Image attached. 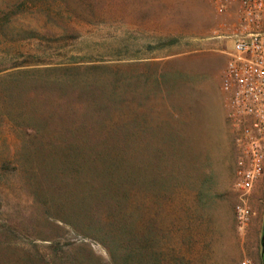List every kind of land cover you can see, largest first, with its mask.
Returning a JSON list of instances; mask_svg holds the SVG:
<instances>
[{
  "label": "rangeland",
  "instance_id": "obj_1",
  "mask_svg": "<svg viewBox=\"0 0 264 264\" xmlns=\"http://www.w3.org/2000/svg\"><path fill=\"white\" fill-rule=\"evenodd\" d=\"M232 23L209 0H0V264H259L264 173L242 222L220 89ZM111 92L116 115L77 105ZM93 154L135 172L95 213L106 246L60 219L80 202L61 172Z\"/></svg>",
  "mask_w": 264,
  "mask_h": 264
},
{
  "label": "built area",
  "instance_id": "obj_2",
  "mask_svg": "<svg viewBox=\"0 0 264 264\" xmlns=\"http://www.w3.org/2000/svg\"><path fill=\"white\" fill-rule=\"evenodd\" d=\"M209 1L217 11L233 16L220 89L237 152V215L246 222L252 215L246 201L264 173V0ZM240 264L252 262L245 259Z\"/></svg>",
  "mask_w": 264,
  "mask_h": 264
},
{
  "label": "trees",
  "instance_id": "obj_3",
  "mask_svg": "<svg viewBox=\"0 0 264 264\" xmlns=\"http://www.w3.org/2000/svg\"><path fill=\"white\" fill-rule=\"evenodd\" d=\"M113 93L104 94L100 99L92 97L90 102H77V105L81 109L84 108L96 114L105 112L108 116L116 115L120 111V106ZM97 107L102 109L101 112H98ZM98 157L97 154H93L91 162L88 161L89 163L86 166L74 161L71 172L70 170L61 172L64 183L73 187L72 193L80 194L77 196L80 198V202L76 209L72 208L70 216L60 219L79 235L92 238L106 246L109 240L105 236L104 227L107 226L106 223L110 225L111 222H106L100 216H95V213L109 199H114L117 195L133 193L136 180L133 168L104 164V162L99 164ZM83 215L87 216L85 231L80 230L74 224V219L82 221L81 217Z\"/></svg>",
  "mask_w": 264,
  "mask_h": 264
},
{
  "label": "crops",
  "instance_id": "obj_4",
  "mask_svg": "<svg viewBox=\"0 0 264 264\" xmlns=\"http://www.w3.org/2000/svg\"><path fill=\"white\" fill-rule=\"evenodd\" d=\"M263 179L261 178V180L259 182L260 184H258V186L256 187V190L254 192V197L257 200L262 197V194H261V191H260L259 187H260V185H262ZM259 264H264V245L262 243V240H261V244H260V262H259Z\"/></svg>",
  "mask_w": 264,
  "mask_h": 264
},
{
  "label": "water",
  "instance_id": "obj_5",
  "mask_svg": "<svg viewBox=\"0 0 264 264\" xmlns=\"http://www.w3.org/2000/svg\"><path fill=\"white\" fill-rule=\"evenodd\" d=\"M262 243H263V245H264V227H263V230H262Z\"/></svg>",
  "mask_w": 264,
  "mask_h": 264
}]
</instances>
